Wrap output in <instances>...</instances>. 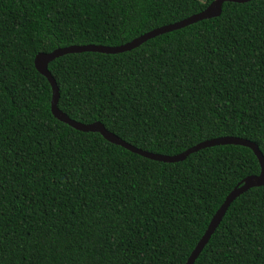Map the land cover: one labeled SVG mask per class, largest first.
<instances>
[{
  "label": "trees",
  "instance_id": "trees-1",
  "mask_svg": "<svg viewBox=\"0 0 264 264\" xmlns=\"http://www.w3.org/2000/svg\"><path fill=\"white\" fill-rule=\"evenodd\" d=\"M213 1L0 0V264H187L228 195L261 174L241 145L169 163L79 131L53 114L35 65L71 45L120 46ZM49 70L62 111L148 152L232 136L264 155V0ZM194 264H264V185L231 203Z\"/></svg>",
  "mask_w": 264,
  "mask_h": 264
},
{
  "label": "water",
  "instance_id": "water-1",
  "mask_svg": "<svg viewBox=\"0 0 264 264\" xmlns=\"http://www.w3.org/2000/svg\"><path fill=\"white\" fill-rule=\"evenodd\" d=\"M251 0H214L205 10H203L200 13L191 15L190 17H187L181 21H178L173 24H169L166 26H162L160 28L154 29L150 32H147L132 41L122 44L120 46H102V45H95V44H88V45H71L64 48H58L50 53H39L35 58V65L37 70L44 75L48 81L50 82L53 90V97H52V112L58 118L60 121L65 122L72 126L73 128L83 131V132H99L104 138H106L108 141L120 145L134 153L140 154L146 158L162 161V162H178L185 160L191 153L199 151L206 147L211 146H217V145H241L248 148H251L256 156L259 159L260 165H261V174L258 176H249L245 178L238 186L234 188V190L228 195L225 202L221 206V208L217 211L215 216L213 217L205 235L198 243L195 250L192 252L187 264H194L205 246L210 241L213 233L217 229V227L220 225L225 213L227 212L229 206L231 203L240 195L247 192L249 189L253 187H259L264 185V155L262 154L259 146L247 139L239 138V137H220L215 138L212 140L204 141L202 143L197 144L196 146L186 150L185 152H182L180 154L174 155V156H168V155H162V154H156L152 152H148L146 150H143L141 148H138L136 146H133L132 144L126 142L125 140L121 139L119 136L114 134L113 132L109 131L103 123L94 122V123H82L78 122L74 119H72L68 114H66L64 111H62L59 108V99H60V89L58 86V83L54 76L52 75L51 71L49 70V64L54 61L55 59L67 55V54H73V53H83V52H98V53H108V54H116V53H122L126 51H131L139 46H141L143 43L147 42L148 40L186 27L188 25L197 23L204 19H210L214 17H218L222 14L223 6L225 2H236V3H244Z\"/></svg>",
  "mask_w": 264,
  "mask_h": 264
},
{
  "label": "rangeland",
  "instance_id": "rangeland-1",
  "mask_svg": "<svg viewBox=\"0 0 264 264\" xmlns=\"http://www.w3.org/2000/svg\"><path fill=\"white\" fill-rule=\"evenodd\" d=\"M202 1H205V0H202Z\"/></svg>",
  "mask_w": 264,
  "mask_h": 264
}]
</instances>
